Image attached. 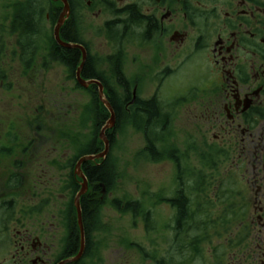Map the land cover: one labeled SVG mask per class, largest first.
I'll list each match as a JSON object with an SVG mask.
<instances>
[{"label":"flooded vegetation","instance_id":"obj_1","mask_svg":"<svg viewBox=\"0 0 264 264\" xmlns=\"http://www.w3.org/2000/svg\"><path fill=\"white\" fill-rule=\"evenodd\" d=\"M27 1L30 0L17 4ZM38 1L35 0L40 5ZM55 2L51 15H46L51 33L43 56L36 39L41 32L38 22L29 42L21 37V29L12 26L13 18L7 25L0 23V94L14 93L19 99L0 100V264H68L63 261L78 252L80 238L77 249H68L74 218L77 223L74 197L79 189L75 193L74 189L82 182L76 170L87 181V191L79 198L92 195V199L103 200L109 193V188H101V181L91 182L85 170L86 165L96 167L106 159L82 161L76 167L92 143L93 154L100 153L103 141L92 137L74 156L73 138L58 136L55 129L70 125L58 121V109L63 107H58L52 94L47 97L43 89H28L30 81L26 86L20 84L26 71L41 72L35 66L40 55L41 63L44 60L67 68L77 88L92 94V104L94 95L98 97L96 85L83 88L76 81L79 49L69 48L79 52L74 69L52 56L54 45L60 46L53 36L52 23L59 16L61 9H57L62 3ZM67 2L69 12L59 36L66 41L63 31L70 22V37L75 39L72 43L85 49L92 70V78H85L82 73L80 76L99 82L98 77L113 76L116 87L112 89L125 102L126 113H131L129 107L134 105L129 95L147 76L139 73L131 88L125 68L129 46L152 45L155 54L162 58L161 66L154 72L158 84L152 96L160 97L158 91L164 81L188 61L194 60L201 67L206 80L203 87L193 89L195 95L198 93L191 150L194 166L187 165L188 160L183 162L185 166L176 168L175 172H180L176 175V189L163 200L170 205V200L182 195L190 205L208 203L212 214H199L198 218L207 223L203 233L212 243L203 244V256L187 257L181 254L179 241L172 237L163 254L151 258V263L264 264V0ZM14 14L15 7L13 17ZM87 17L91 21L101 19L98 28H83L81 21ZM8 36L13 37L12 44ZM93 38L102 39L101 46L109 45V52L92 50ZM116 76L124 78L127 86L122 87ZM14 80L18 91H14ZM27 109L31 111L28 114ZM111 146L109 142V151ZM231 210L233 214L229 213ZM172 218L174 225L175 214ZM207 247L209 253L205 252ZM143 255L149 257L147 253Z\"/></svg>","mask_w":264,"mask_h":264},{"label":"rangeland","instance_id":"obj_2","mask_svg":"<svg viewBox=\"0 0 264 264\" xmlns=\"http://www.w3.org/2000/svg\"><path fill=\"white\" fill-rule=\"evenodd\" d=\"M22 1L0 0V23L7 25L12 20L15 5ZM38 3L42 9V20L40 38L36 39L40 47V55H42L46 52L51 33V25L46 20V15L51 12L53 5L50 0H39ZM85 15L86 13L84 17ZM95 21H91L90 17L83 18L81 26L98 28L101 19ZM7 38L12 44L13 42L10 41L13 37ZM101 45H104L102 39H94L91 48L92 50L102 49L103 53L109 52V45ZM10 49L13 47L11 46ZM133 54L137 56L134 57ZM9 55L11 57L12 53L10 52ZM40 55L41 59L35 63V66L37 69H42L41 72L34 74L26 71L20 84L26 86L30 81L28 89H43L47 97L50 96L49 93L52 94V98L58 102V107H63L58 109L60 117L58 121H66L70 125L58 126L55 128L56 133L58 136L73 138L72 153L77 156L83 146L97 133L93 120L95 113L91 105L92 94L77 88L68 76L67 68L57 63H46L44 60L41 63L43 55ZM161 59L155 54L152 45L128 47L125 68L126 74L131 78V88L132 81L139 73L147 75L137 84L136 94L140 97L148 98L154 93L158 84V78L155 77L154 72L161 66ZM17 64L16 60L15 65ZM27 73H29L28 77ZM16 80L13 84L14 91H18ZM104 80L110 86L116 87L111 77L108 76ZM205 82L201 67L192 60L173 72L161 85L158 91L161 99L173 103L179 97L169 108L168 128L164 140L160 139L159 146L162 150L178 149L180 153L184 152V157L191 156L194 143L192 137L195 123L194 109L198 95V93L194 94L193 89L195 86L203 87ZM188 90L189 93H187ZM7 98L19 100L14 93L0 94V100L4 101ZM31 109L33 110V107ZM66 110L68 114H65ZM30 112L26 110V114ZM129 121L127 120L116 131L109 151V161L113 165L116 178L109 188V193L103 197L104 204L99 209V221L102 220L103 227L88 234L89 249L80 264H118L120 261L123 264H152L151 258L154 260L161 256L166 244L174 237L172 227L174 210L163 198L170 196L176 189L175 165L167 158L153 162L141 154L140 151L145 143L143 132ZM191 159L192 156L186 164L192 167L194 164ZM114 197L140 200L143 212L148 209L152 212V229L145 227L142 216L133 218L130 213H120L112 208L109 201ZM211 243L209 239L207 245L210 246ZM205 252H210L208 247ZM144 253H147L149 257L146 258Z\"/></svg>","mask_w":264,"mask_h":264},{"label":"trees","instance_id":"obj_3","mask_svg":"<svg viewBox=\"0 0 264 264\" xmlns=\"http://www.w3.org/2000/svg\"><path fill=\"white\" fill-rule=\"evenodd\" d=\"M58 11L60 8L58 7ZM57 14L52 15L53 19ZM40 17V9L35 2V0L27 1L26 4H17L15 6V14L12 20V26L14 28L21 29V37L28 42L32 38L34 27ZM70 22L65 24V29L63 31V37L66 41L73 42L75 39L70 37L69 29ZM52 56L59 60L61 63L65 64L67 67L74 69L75 60L79 56V52L76 49L62 48L58 45H54L53 49H51ZM71 59V60H69ZM91 65L90 60L87 57L85 61V65L83 70L81 71L82 76L85 78H92L91 74ZM99 80L103 83L105 89V96L108 99L109 103L115 110L116 115V128H120L123 124L130 120L129 123H133L138 129L142 130L143 136L145 139V145L143 149L140 151L146 158L153 162L161 161L164 158L170 159L173 161L175 168L178 170L182 167V161L189 160V157H184L183 153H180L178 149L174 150H162L158 148V142L160 139L164 140L165 133L167 129L163 127L164 124L168 128V121L163 117V114L160 113L159 109V101L157 97L152 96L149 100L146 101H138L137 105H133L129 107L131 113H126L124 111L123 105L125 102H121L120 98L117 94L114 93L112 87L105 82L104 79L98 77ZM119 84L122 87L127 86V82L124 78L120 79L117 77ZM93 88H96L93 86ZM92 104V103H91ZM94 111L96 112V117L93 118L95 130L98 132V129L103 124L104 120L108 117V112H106L100 108L99 100L96 95L93 98ZM92 104V108H93ZM136 108V109H135ZM134 109V110H133ZM154 131L156 133L155 138L152 141L149 138V133ZM164 131V132H163ZM110 134L108 138L110 139V143L113 144V131H109ZM97 134V133H96ZM95 134V136H96ZM98 141V140H97ZM94 142V141H93ZM99 142V141H98ZM100 143V142H99ZM95 143H92L90 148L86 150L84 153H94L95 150L93 148ZM191 150V149H190ZM192 165V164H191ZM86 174L91 180V182L95 183L97 181H101L105 183L107 188H110V182L115 180L116 175L114 174L113 166L111 167L108 160H105L104 163L100 164L96 167H91L89 164L85 166ZM180 173V172H179ZM177 173V175H179ZM181 176V175H180ZM179 176V177H180ZM203 176V175H202ZM112 183V182H111ZM204 183L203 177L201 179V184ZM208 202V201H206ZM80 209L82 216V224L85 232V249L83 256L80 260L75 261L71 264H79L85 257L88 249H89V238L88 234L98 228H102L101 225L104 224L102 220L99 221V209L104 204V200L92 199V195H85L80 198ZM111 207H113L116 211L120 213H130L133 218H137L139 216L143 217V222L145 227L149 230L152 229V217L151 211L146 210L143 212V206L139 200L133 199H120V198H112L109 201ZM208 204V203H206ZM170 205L175 209V223L172 225L173 230L175 232L174 237L176 241H179V249L184 256L192 257L193 255L196 257L203 256V244L209 241V238L204 236L203 230L206 228L201 218H198V215H211V208H208L207 212L203 210H199V208H194L187 203L186 198L182 195L176 196L173 200L170 201ZM209 205V204H208ZM197 210V212H196ZM230 214L234 213V210L229 212ZM75 214V213H74ZM202 220V221H201ZM100 228V229H101ZM148 230V231H149ZM79 242V231L76 225V218H74V225L71 230V234L69 236L68 249L72 250L77 249V245ZM184 249V250H183ZM75 251V250H74Z\"/></svg>","mask_w":264,"mask_h":264},{"label":"water","instance_id":"obj_4","mask_svg":"<svg viewBox=\"0 0 264 264\" xmlns=\"http://www.w3.org/2000/svg\"><path fill=\"white\" fill-rule=\"evenodd\" d=\"M53 1H58V0H53ZM60 1L63 2L64 6H63V9H62L61 13L59 14L57 22H56V24L54 26V30H53L54 38L57 41V43L60 46H62V47H65V48H78L81 51V58H82L81 63H83L84 60L86 59L85 49L81 45H78V44H70V43L63 42L59 38V32H58L59 31V27L63 23L64 17L68 13V5H67L66 0H60ZM80 71H81V65H78V67L76 69V79H77V81L84 87H87L91 83L98 84V86H99V91H98L99 97H100V99L102 100V102L104 104H108L106 102V100L104 99V97H103V86L99 82H97L95 80H88L87 81V80L82 79L80 77ZM114 122H115V115L110 110V117H109V119L107 120L106 124L102 127V129L100 131V138L104 142V150L100 154H97L95 156H87V157H84V158H80L79 161L77 162V165H76L77 168H79L80 162H82L84 160H89V159L91 160V159H95V158L104 157L107 154L108 148H109V144H108V141L105 139V137L103 135H104V131L107 128H111L114 125ZM76 174L79 177H81L82 180H83V182L81 183V190L76 194L75 199H74V204H75L76 213H77V221H78V225H79V228H80V236H81L80 237V249H79L78 253L75 256H73L71 258H68V259H65L63 261V263H69V262L77 261L81 257V255L83 253V250H84V234H83L82 221H81V212H80V207H79V197H80L81 194H83L85 192L87 184H86L85 177L80 172H78V170H76Z\"/></svg>","mask_w":264,"mask_h":264},{"label":"bare ground","instance_id":"obj_5","mask_svg":"<svg viewBox=\"0 0 264 264\" xmlns=\"http://www.w3.org/2000/svg\"><path fill=\"white\" fill-rule=\"evenodd\" d=\"M66 2H67V0H66ZM26 4V3H25ZM67 5H68V2H67ZM39 6V9H40V14H41V6L40 5H38ZM63 6H64V4H62V6H60L61 8H63ZM68 7H69V5H68ZM48 15L50 16L51 15V12L50 13H48ZM58 19V18H57ZM57 19H56V22H57ZM41 16L38 18V25H39V30H40V25H41ZM46 20H47V18H46ZM56 22L55 23H52L53 24V30H54V26H55V24H56ZM63 42H66V43H70V44H77V43H72V42H67V41H64V40H62ZM79 45V44H78ZM81 60H82V58L80 59V62H79V65H81V71L83 70V67H84V65H85V61H86V59L84 60V62L83 63H81ZM81 63V64H80ZM111 63H112V65H113V62L111 61ZM113 78V76H111V79ZM134 91V92H133ZM136 91H135V89L133 88V90H132V94H130L129 96H131V98L132 99H130V101L131 102H133L134 101V105H137V102L138 101H146V100H149L150 99V97H148V98H144V97H140L138 94H136L135 93ZM155 97H157V95H155ZM104 99L106 100V102L108 103V104H104L102 101H100L99 100V105H100V108L102 109H104L106 112H108V116H110V110L114 113V115H115V110H114V108L111 106V104L109 103V101H108V99L106 98V96H104ZM157 99H158V101H159V109H160V113H162L163 114V117H165L166 118V121H168V120H170V113H169V108L172 106V104L170 103V102H166V101H163V100H161L160 99V97H157ZM122 100V99H121ZM122 102L124 103V101L122 100ZM123 108H124V105H123ZM164 108V109H163ZM102 109V110H103ZM126 112V111H125ZM94 117H96V112H95V115H94ZM168 123H169V121H168ZM104 125H101L100 126V128L98 129V132H97V134H96V136H95V134H94V136H93V138L94 139H101L100 138V131H101V129H102V127H103ZM164 128H165V130L167 129V126L164 124V126H163ZM96 128V127H95ZM119 128L117 127L116 128V120H115V122H114V125L111 127V128H107L105 131H104V137H105V139L108 141V142H110V139L108 138V135L110 134V132L109 131H113V138H115V134H116V131L118 130ZM164 132V131H163ZM155 135H156V133L154 132V131H152V132H150L149 133V138H150V140H151V146H152V141H153V139L155 138ZM101 153V152H100ZM100 153H98V154H100ZM95 155H97V154H93V153H86L85 154V156H83V157H81V158H84V157H87V156H95ZM101 158V157H100ZM103 159H106V160H108L109 161V156H108V153L104 156V157H102ZM97 159H99V158H95V159H89V160H84V161H88V162H90V161H94V160H97ZM183 162H184V160L182 161V167L183 166H185V163L183 164ZM109 164H110V166L112 167L113 165L110 163V161H109ZM112 183H113V178H112V181H111ZM110 182V185L112 184ZM102 187H106V185H105V183H103L102 182V184H101V188ZM77 189H79L78 191H77V193L81 190V184H80V187H78V188H76V189H74V193L76 192V190ZM86 191H87V187H86V190H85V192L84 193H86ZM76 193V194H77ZM84 193H83V195H84ZM171 201V200H170ZM191 206L194 208V210L196 209V208H199V210H203L204 212H207L208 210H210V209H208V208H210L209 207V205L208 204H196V205H193V204H191ZM206 207H208V208H206ZM196 212H197V210H196ZM76 225H77V228H78V231H79V238L81 237L80 236V228H79V225H78V223H76ZM82 228H83V224H82ZM83 234H84V240H85V232H84V228H83ZM71 263H73V262H69L68 264H71Z\"/></svg>","mask_w":264,"mask_h":264}]
</instances>
